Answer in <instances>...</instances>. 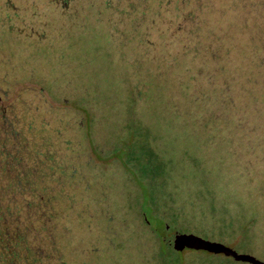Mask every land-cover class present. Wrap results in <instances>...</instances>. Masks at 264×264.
<instances>
[{
    "label": "trees",
    "instance_id": "16d2710c",
    "mask_svg": "<svg viewBox=\"0 0 264 264\" xmlns=\"http://www.w3.org/2000/svg\"><path fill=\"white\" fill-rule=\"evenodd\" d=\"M23 15L46 22L48 35L58 32L68 61L100 52L103 78L117 76L116 98L128 114L135 103L168 172L189 179L193 170L194 187L202 179L234 199L245 228L260 230L251 228L250 239L264 246V0H28ZM127 52L147 58L157 75L142 76ZM194 259L230 264L204 254Z\"/></svg>",
    "mask_w": 264,
    "mask_h": 264
},
{
    "label": "flooded vegetation",
    "instance_id": "af4514ba",
    "mask_svg": "<svg viewBox=\"0 0 264 264\" xmlns=\"http://www.w3.org/2000/svg\"><path fill=\"white\" fill-rule=\"evenodd\" d=\"M14 1L0 0V58H4V63L0 62V264H64L68 259L63 247L84 249L77 252L76 260L68 261V264H115L118 261L116 257H125L119 259L120 263L153 264L148 259V247H129L133 242L121 238L118 229L120 221L113 215H118L127 228L139 227L135 226L137 222L125 205L124 197L116 196L122 181L128 186L132 182L137 187L138 182L128 178L119 159L107 161L100 157L94 144L95 138L104 134L101 119L108 113H120V130L126 137L129 133L128 111L117 105V85L112 80L113 76L105 80L101 74L99 64L103 55L93 50L80 54L79 59L73 62L68 61L66 53H58L63 63L59 73L63 72L66 78L77 74L79 81L91 86L86 93L92 96L85 97L84 93L82 98L66 103L69 108L53 113L45 102L48 101L46 97L50 88H45L44 84V92L41 93L36 79L51 83H59L60 79L37 70V62L48 64L41 48L37 47L45 46L52 50L55 43H59L58 38L46 34V22L26 20L23 11L28 0H24L23 7ZM6 2H12L13 8L5 7ZM38 7L42 8L41 5ZM5 21L14 25L9 26ZM30 28H40L45 35L29 33ZM95 80L100 81L99 85L106 82L108 88L101 87L100 92L96 91L93 86ZM101 90H107L108 100L103 98ZM59 98L67 100L63 96ZM87 102L90 104L86 106ZM80 113L87 114L86 118H79ZM91 123L93 130L89 128ZM71 131L75 132V136L69 134ZM125 149L123 146L120 152ZM91 151L98 155L99 165L90 160ZM104 161L118 168L116 174ZM100 173L109 178L110 187L105 193H102L99 183H94ZM114 200L122 203L126 210L116 211L111 205ZM94 215L97 217L94 218ZM73 229L78 233H98V239H94L95 235L91 242L73 246L67 239ZM111 238L120 240L127 247L118 245L117 241L111 244ZM153 240L154 236L149 235L147 244L153 245ZM205 241L210 244L195 247L207 248H196L192 252L216 257L217 246L212 243L221 242ZM117 247L122 248L118 250ZM254 248L257 250L258 247ZM103 252H107L106 259ZM221 256L230 264H249L235 261L222 253Z\"/></svg>",
    "mask_w": 264,
    "mask_h": 264
},
{
    "label": "rangeland",
    "instance_id": "374dc122",
    "mask_svg": "<svg viewBox=\"0 0 264 264\" xmlns=\"http://www.w3.org/2000/svg\"><path fill=\"white\" fill-rule=\"evenodd\" d=\"M41 22L42 21H39L38 23ZM4 23L9 26L14 25V23L10 21H5ZM21 28L25 27L22 26ZM33 32L45 35L44 31L40 28H30L29 33ZM53 35L54 37H57L58 32H54ZM0 47L2 48L1 41ZM37 48H41L40 51H42L41 53L44 54L46 58L45 60L49 64L37 62V70H40V72H43L49 77H59L60 80L59 83L56 81L51 83L49 81H42V79V83L36 79V85L40 89L44 88V84L45 88H50V93L46 97L48 101L45 102L49 108L54 111L53 113H59L61 109L69 108L66 103L74 101L79 97L82 98L84 93L88 92L87 90L90 89L91 86H88L84 81H79L77 74H70L66 78L65 76L67 75L63 72L59 73V70H62L60 67L63 66L62 59L58 54L62 50L59 43H55L52 50L47 49L45 46ZM0 53H2V51ZM126 54L127 59L130 60L131 64L138 62L139 65H141L142 76H146L147 74V76L157 75L156 71L152 69L151 64L148 62V59L143 55L131 52H127ZM0 62L4 63V58H0ZM147 64H149V66ZM116 78L117 76L113 77L112 80L116 82ZM99 82L100 81L95 80L93 83L96 91L99 90L98 92H100L101 87L108 88L105 86L106 82L102 83L103 86L102 84L99 85ZM43 92L44 89H42L41 93ZM101 93L103 98L108 100L107 90H101ZM60 96H63V98L67 100L63 101L62 98H59ZM91 96L92 95L89 93L85 94V97ZM79 100L81 101L82 99ZM117 100V105L119 107L123 106L122 99ZM130 103L132 105V110H130V113L128 114V136L126 137L125 133L120 130L122 121V118L120 117L121 114L108 113L101 119L104 124V134L95 138L94 142L95 146H97V152L100 157L107 159V161H117L119 159V164L126 170L128 178H132V181L135 183L138 182L137 187L135 184H132V182L128 186L122 181L120 184L121 189L116 191L117 197H124L125 205L130 210L135 222H137L135 226H139L137 229L127 228V225L123 226L121 218L114 213L113 215L116 217V220L120 221V223H118V229L121 238H124L129 243L133 242L129 247H148V259L152 260L153 264H199L193 259V257L201 256V254H196L192 252V250L196 248L195 246H201L203 243L201 241L193 240L190 237L181 236L182 234L192 235L203 241L206 239L210 242H221L228 247H233L234 250L239 253L251 254L264 262V246L258 241L254 243L250 239L253 238V235H251V232H253L251 231L252 229L257 235L260 234V230L256 228L255 231V228L252 226H250L252 229L245 228L243 220L247 221V219L244 215L240 214L239 210L233 208L234 199L230 196L219 195L212 190L205 180L202 179L201 185L194 187L192 184V181H194L193 179H195L193 174L194 171L191 169H188V171L191 170L189 179L183 177L178 179L172 171L168 172L172 166H169L161 159L163 158L162 149L156 151L155 148L150 147V144L152 145L153 143L151 134L147 127L139 121L134 113L135 103ZM88 104H90V102L85 103L86 106ZM140 111L144 113L143 106L140 107ZM205 112L207 113L208 109ZM183 115L184 121H186L188 116L187 112ZM86 116L87 114L85 113L79 114V118L82 117L85 119ZM152 116L154 118L158 117L154 109ZM92 127L93 123H91L89 128L92 129ZM157 128L163 135H165L166 127L162 122L158 124ZM69 134L75 136L74 131H71ZM121 143L123 145H120ZM123 146L126 149L124 152H120V149L123 148ZM91 155L90 160L99 165L100 159L98 155L93 151H91ZM106 164L110 165L108 162ZM111 166L112 165L107 167L113 169L116 174L118 168ZM106 178L105 175L100 173L97 176L98 181H94V183H99L103 190L102 193H105V190L110 187L108 186L109 178ZM121 180H123V178ZM247 181L252 180L248 179ZM115 182H118L117 177H115ZM114 186L116 187L115 183ZM243 187L244 185L241 186V192ZM111 205L116 211L122 209L126 210L124 205L118 201L114 200ZM93 217L96 218L97 216L94 215ZM99 220L102 221L101 217H99ZM159 226L163 227L160 229ZM238 227L239 230H237ZM236 230L238 234L236 233ZM113 231L115 232V230ZM70 232L71 234L67 239L73 246L75 244L82 245L88 243L87 241L91 242L95 235L96 237H94V239H98V233H78L76 229H73ZM149 235L158 237L153 240L157 241L153 242V245L151 243L147 244ZM211 235L213 237H211ZM216 235L224 239L218 240L219 238H217ZM166 236L174 238L177 244L181 241V243L185 245L184 250L174 249V247L170 246L167 247L168 245L166 246L163 241L159 239L162 238L163 240L168 239L169 241H173ZM234 236H239V238H235ZM243 239L251 243L253 247H244ZM116 241L118 245L127 247L125 243L122 244L120 240H115L114 238H111L110 243L115 244ZM255 244L258 247L257 250L254 248V246H256ZM122 247H117V249L120 250ZM152 247H155L154 250ZM177 247H179V245ZM197 248L205 249L206 247ZM63 250L66 252L68 261H75L76 253L81 252L84 249L83 247H63ZM103 250L104 248L102 247L101 251ZM131 251L132 250H130V252ZM103 253V257L106 259L107 252ZM216 253V258L222 259L221 253L219 251ZM103 257L100 255L101 259ZM116 258L118 261H116L115 264H129L127 261L120 263L119 259L122 260L125 257ZM138 258H140V256ZM231 261L235 262L232 259ZM86 264L88 263L86 262ZM104 264H107V262Z\"/></svg>",
    "mask_w": 264,
    "mask_h": 264
},
{
    "label": "water",
    "instance_id": "95a60500",
    "mask_svg": "<svg viewBox=\"0 0 264 264\" xmlns=\"http://www.w3.org/2000/svg\"><path fill=\"white\" fill-rule=\"evenodd\" d=\"M181 236L184 237H190L193 240L196 241H201L203 244H210L207 241H203L200 240L197 237H193L192 235H188V234H182ZM171 240L173 241H169L168 242L176 249H180V250H184L185 245H183L180 241L179 244L176 243V241L174 240V238L170 237ZM213 245L217 246L216 251L224 254L225 256H230L233 260L235 261H241V262H246L249 264H264L263 261L259 260L258 258H256L255 256L251 255V254H247V253H239L236 250H234L233 248H230L228 246H226L225 244L222 243H212ZM179 245V247H177ZM197 248V247H196ZM194 248V249H196ZM207 248V247H206Z\"/></svg>",
    "mask_w": 264,
    "mask_h": 264
}]
</instances>
